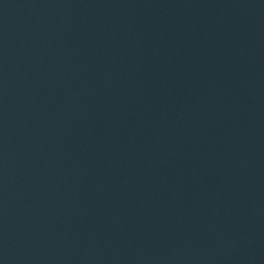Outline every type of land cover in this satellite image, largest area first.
Here are the masks:
<instances>
[{
	"label": "water",
	"instance_id": "95a60500",
	"mask_svg": "<svg viewBox=\"0 0 264 264\" xmlns=\"http://www.w3.org/2000/svg\"><path fill=\"white\" fill-rule=\"evenodd\" d=\"M0 264H264V0H0Z\"/></svg>",
	"mask_w": 264,
	"mask_h": 264
}]
</instances>
